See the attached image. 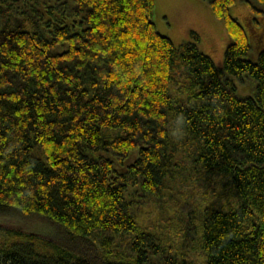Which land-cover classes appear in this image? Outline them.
I'll use <instances>...</instances> for the list:
<instances>
[{"label":"trees","instance_id":"16d2710c","mask_svg":"<svg viewBox=\"0 0 264 264\" xmlns=\"http://www.w3.org/2000/svg\"><path fill=\"white\" fill-rule=\"evenodd\" d=\"M207 1L229 36L221 66L196 31L161 33L154 0H0V215L43 217L64 237L0 224V264H264V48L247 56L234 0ZM243 72L252 94L229 76ZM182 155L236 196L188 202L199 261L133 212Z\"/></svg>","mask_w":264,"mask_h":264},{"label":"rangeland","instance_id":"374dc122","mask_svg":"<svg viewBox=\"0 0 264 264\" xmlns=\"http://www.w3.org/2000/svg\"><path fill=\"white\" fill-rule=\"evenodd\" d=\"M250 3L254 6L257 4L256 0H234L229 6V11L244 26L250 43L247 56L255 59L257 52L264 48V12L252 8ZM152 18L157 29L170 37L175 44L191 40L192 30L196 31L199 35L200 49L210 55L216 65H222L229 36L224 21L213 14L207 0H154ZM229 76L236 84L239 94L253 93L255 81L252 76L245 72ZM181 152L183 151L181 150L178 154ZM182 157L185 160L181 171L167 182V187L163 188L162 193L140 200L133 207V212L141 224L149 226L152 230L157 229L170 239L177 251L183 254L187 252L193 261H199L203 255L196 233L198 224L194 218L195 212L188 202L195 198L201 199L205 192L222 202H234L236 196L227 177L222 174L199 171L191 166L188 157L183 155ZM185 198L187 202H183ZM182 202L185 205L184 208L180 206ZM185 210L191 214H186ZM171 217L173 218L170 224L166 225ZM193 220L196 222L195 225H192ZM0 224L6 227L39 231L44 240L62 241L64 239L59 226L37 215H0ZM126 233L128 236L124 235ZM130 233L132 234L133 231ZM129 239L128 230L119 232L113 239L112 246L118 252L126 250L125 240ZM43 247L50 246L46 244Z\"/></svg>","mask_w":264,"mask_h":264}]
</instances>
